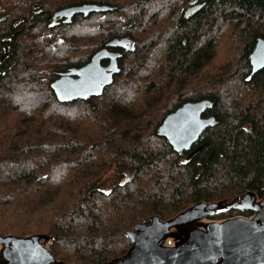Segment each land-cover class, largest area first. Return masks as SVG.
I'll list each match as a JSON object with an SVG mask.
<instances>
[{"label":"trees","instance_id":"obj_1","mask_svg":"<svg viewBox=\"0 0 264 264\" xmlns=\"http://www.w3.org/2000/svg\"><path fill=\"white\" fill-rule=\"evenodd\" d=\"M46 1L12 0L10 8L0 6V234L50 235L57 260L104 264L127 253L131 245L126 233L149 217L169 220L197 203L234 199L247 191L264 197V70L253 76L249 59L257 41L264 39V0H180L181 9L195 3L205 7L190 19L183 17L181 25L177 18L166 33L171 35L167 44L155 47L164 51L168 63L155 60L145 67L143 80L138 78L136 84L148 89L145 103L154 98L149 92L153 89L163 96L172 88L212 87L197 74L212 61L216 33L230 25L245 46L241 76L236 74L231 78H238L235 84L229 80L222 87L231 89L223 100L218 93L181 96L152 131L146 120L154 110L136 107L133 95L124 102L117 80L127 75L123 63L128 55L135 51L145 56L155 40H143L142 52L131 44L121 74L101 97L61 104L51 83L60 73L90 62L107 39L77 62L70 57L69 45L78 35L91 36L96 29L85 22L99 15L107 20V13L58 25L53 15L66 5L51 13L43 10ZM150 1L132 6L125 35L133 37L134 30L147 29L156 18L154 10L145 8ZM175 1H158L156 12L174 14ZM87 3L110 5L107 0H78L71 6ZM82 23L65 33L63 44H51L64 29ZM113 33L121 35L120 28ZM157 68L155 76L164 75L165 80L150 78ZM45 94L53 103L42 102ZM206 99L214 101L206 116H216L217 124L181 157L158 136V128L184 103ZM78 104H84L83 112L73 108ZM111 169L123 173L106 192L102 184Z\"/></svg>","mask_w":264,"mask_h":264},{"label":"water","instance_id":"obj_2","mask_svg":"<svg viewBox=\"0 0 264 264\" xmlns=\"http://www.w3.org/2000/svg\"><path fill=\"white\" fill-rule=\"evenodd\" d=\"M204 7L205 4L189 6L184 17L190 19ZM114 10L106 4L87 3L59 9L53 18L63 19L65 25H70L77 16L89 18ZM130 46V39L112 40L86 65L60 73L50 85L57 101L69 104L101 97L121 74L118 62ZM109 49L124 52L114 53ZM249 59L253 76L264 70V39L257 41ZM107 60L110 63L104 66ZM213 106L214 101L207 99L184 103L165 117L158 136L185 157L204 132L217 124L216 116H206ZM199 150H194L189 159ZM232 211L248 212L252 216L210 221ZM126 237L131 245L127 253L104 264H264V197L260 199L247 191L234 199L200 202L169 220L149 217L135 224ZM52 242L50 235L0 234V264H69L53 256Z\"/></svg>","mask_w":264,"mask_h":264},{"label":"rangeland","instance_id":"obj_3","mask_svg":"<svg viewBox=\"0 0 264 264\" xmlns=\"http://www.w3.org/2000/svg\"><path fill=\"white\" fill-rule=\"evenodd\" d=\"M12 0H0V6L3 8H10V3ZM75 1L78 0H47L44 4L43 10H51L53 13L54 10L58 7H67L71 6ZM140 0H107V3H110L112 5H116L120 7V11L117 12L115 15H112V17L107 18V20L101 19V16H95L92 17L90 20H88L87 25L93 27L96 29L94 33L91 36L84 37L82 35H78L74 42H72L75 45H69L71 47L70 57L74 60V62L84 60L86 59L89 54L96 49L102 42L111 36H114L116 29L120 28V26L125 25L126 23L131 21V17L133 15V9L132 6L137 4ZM160 0H152L148 2L145 6L148 10H154L155 14L157 15L155 19H150L151 24L147 26L149 21H145L147 26L145 30H142L141 32L139 30H134L132 35L133 39L136 42L135 47L137 45V50L140 52L143 51L145 47H142L141 42L143 40L149 41L151 39L155 40L154 45L152 46V50L149 51L145 56H137V52L133 51L130 55H128L127 59L124 61V69L125 73L127 75H123L118 78V86L120 85V95L123 98V101L126 102L129 99V96L133 95L134 99V105L136 107H141L142 111L148 107H151L154 110V115L149 117L146 122L150 121V127L148 128L149 131H152L157 123V121L163 116V114L171 109L176 102L179 100L181 96L183 98L197 96V95H205L209 93H214L218 95H221L220 99L226 98L230 92L231 89H223L222 87L230 80L234 84L237 82L234 78L231 80L232 77H234L236 74L238 77L241 76L240 72V66H241V57L244 51V42H242V36L239 38L238 31L230 25L225 31H218L216 33L215 41H214V47H213V55H212V61L206 65L203 70L197 74L198 77H203L206 79V81L210 82L212 84V87L206 86V85H196L195 86H184L182 89L180 88H172L170 92H165L163 96H160L157 94V91L153 89L152 91H149L153 99L147 101L145 103L146 98V92L148 89L147 86H142L141 83H138V78L142 81L143 73L145 72V67L150 64H155V60H158V62L168 63L166 59V55L164 54V51L157 52L156 46L167 44L168 39L171 37H167L166 33L172 29V27L176 24L177 16H175V13H179L181 10L182 4L180 0L175 1V6L173 9H177V12L175 11L174 14H164L161 16L158 12H156L157 5L156 3ZM149 6V8H147ZM64 7V8H65ZM137 7V6H136ZM140 9V8H139ZM144 9V8H143ZM145 11V10H144ZM146 14V12H144ZM147 14H150L149 12ZM94 15V14H93ZM92 16V15H91ZM144 22V21H143ZM85 23L82 24H76L73 28H66L61 33L63 34V40L61 41L62 34H60L57 39H54L51 44L52 45H60L63 44L67 38H65V33L70 32V30L74 31L75 28H81ZM16 25V23H15ZM101 26V29H98V26ZM42 31L44 29L41 28ZM41 31V32H42ZM45 33V32H44ZM157 37V39H156ZM139 41V43H138ZM150 42H148V46H150ZM156 44V45H155ZM134 48V47H133ZM139 48V49H138ZM146 50V49H145ZM148 52V51H147ZM136 53V54H135ZM146 60V61H145ZM238 70L235 74L233 72L235 70ZM160 70L157 68L152 74L150 75L151 79H154L156 82L159 79L165 80V76L161 75L160 78L156 77L155 75L159 74ZM165 74V73H163ZM229 83V82H228ZM141 85V87H140ZM159 85V84H158ZM230 85V84H229ZM258 94L261 93V89L258 88ZM234 98V97H233ZM154 99H161L159 102H155ZM236 99V98H235ZM42 102H50L53 103L52 98L49 94H45ZM245 104V103H244ZM79 106H74L73 108L76 111L83 112L84 111V104H78ZM125 105V104H124ZM100 109H105V105L101 104ZM108 111V106H107ZM141 112V111H139ZM94 117V116H91ZM86 118H90L86 117ZM108 140V139H107ZM148 147V142L145 143ZM122 170L115 169V170H109L107 172V175L105 176L104 182L102 184V190L106 192H110L113 185L116 181L119 180L118 176H121ZM128 177V176H126ZM261 199V198H260ZM252 216L251 213L245 212V213H239V212H226L224 214H220L214 218H212L213 222H222L227 219L235 218V217H244V218H250ZM69 264H77V263H69Z\"/></svg>","mask_w":264,"mask_h":264},{"label":"flooded vegetation","instance_id":"obj_4","mask_svg":"<svg viewBox=\"0 0 264 264\" xmlns=\"http://www.w3.org/2000/svg\"><path fill=\"white\" fill-rule=\"evenodd\" d=\"M147 1V0H146ZM196 4H199V3H195V4H192V5H196ZM108 5V4H107ZM192 5H189V6H192ZM108 6H111V7H116V5H112V4H110V5H108ZM189 6H186L185 8H183V9H181L180 11H179V15L177 16L178 17V20H177V25H181V23H182V21H183V17L185 16V12H186V10H187V8L189 7ZM67 7H70V6H67ZM66 8V7H65ZM117 8V10H114V11H111V12H107V18H110V17H112V15H115L117 12H119L120 11V9H119V7H116ZM63 9V8H62ZM140 13L141 14H143L144 13V9H141L140 8ZM79 16H77V17H75L74 18V20L76 19V18H78ZM54 19V18H53ZM74 20H73V22H74ZM56 24H63V25H65L64 24V20L63 19H57V20H53ZM72 22V23H73ZM72 23L70 24V25H72ZM66 26V25H65ZM127 26H128V23H126L125 25H123V26H120V31H121V35H119V36H111L110 38H108L107 39V44L109 43V42H111L112 40H115V39H119V40H121V39H123V38H127V39H130L131 40V44H132V48L134 47V45H135V41H134V39H133V37H130V36H128V35H125L126 33L124 32L125 30H126V28H127ZM103 49V48H102ZM109 51H111V52H114V53H123L124 52V50H122V49H109ZM123 59L124 58H122L121 60H119V62H118V64H119V68L120 69H122V65H121V63H122V61H123ZM109 63H110V60H107V61H105V62H103V65L104 66H108L109 65ZM82 67V66H81ZM208 113V112H207ZM210 116V115H209Z\"/></svg>","mask_w":264,"mask_h":264}]
</instances>
